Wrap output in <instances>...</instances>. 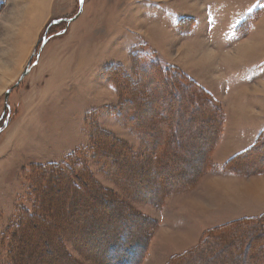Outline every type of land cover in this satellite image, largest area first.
<instances>
[{"label": "rangeland", "instance_id": "rangeland-1", "mask_svg": "<svg viewBox=\"0 0 264 264\" xmlns=\"http://www.w3.org/2000/svg\"><path fill=\"white\" fill-rule=\"evenodd\" d=\"M80 2L0 0V264H264V0Z\"/></svg>", "mask_w": 264, "mask_h": 264}, {"label": "crops", "instance_id": "crops-1", "mask_svg": "<svg viewBox=\"0 0 264 264\" xmlns=\"http://www.w3.org/2000/svg\"><path fill=\"white\" fill-rule=\"evenodd\" d=\"M254 3V2H253ZM205 12H206V18H207V23H208V31H210L212 34H214V36L215 35H217L216 34V31H217V28L219 29L220 28V24H221V20L219 21V16H218V14H219V12H220V5H218V3H214V4H209V5H207V7H205ZM240 12H242V10L240 11ZM208 14V15H207ZM216 18H217V20H216ZM243 17L241 16L240 17V19H242ZM210 19V20H209ZM218 23V24H217ZM238 23V17H237V15H235L234 14V18L231 20V22H230V24L229 25H231L230 27H228V28H230L231 30H233V28H234V25H236ZM241 23V22H240ZM239 23V24H240ZM216 24V25H215ZM221 29V28H220ZM219 29V30H220ZM213 30V31H212ZM215 32V33H214ZM226 33V32H225ZM253 33H251V35H252ZM226 35H229V30H228V34L226 33ZM253 36V35H252ZM221 37H219V39H220ZM245 38V37H244ZM242 39L241 40V42L240 43H235V44H238L237 46H236V48H239L240 49V47L242 46V45H245V44H247V45H249V47H251V48H253L254 46H256L257 44H254L253 45V43L251 42L252 40H254L255 38H252V39H250L249 40V38L248 39ZM249 40V41H248ZM214 41H215V39H214ZM247 41V43H245ZM252 43V45H251V43ZM219 47V49H221L220 48V46H218ZM255 63H257V62H255ZM254 63V64H255ZM258 64V66H254L253 67V70L250 72V74L248 75L249 76V79L252 77L254 80L252 81L253 82V84L254 85H263L264 86V60H262V61H260V62H258L257 63ZM245 87L246 86H249V85H246V84H243ZM264 91V90H263ZM261 99H263V101H264V97H262ZM258 106H262L263 108H264V106L263 105H258ZM237 110H239V108L237 109ZM249 111H250V108H249ZM257 120H255L254 122H256L257 123V125H258V128H259V130H257V132H256V135H259V133L260 132H264V116H258L257 118H256ZM261 134V133H260ZM223 193V191L221 192V191H218V194L219 195H221ZM229 192H227V194H228ZM250 194L251 193H255V191H251V192H249ZM247 194H248V192H247ZM225 201V200H224Z\"/></svg>", "mask_w": 264, "mask_h": 264}, {"label": "bare ground", "instance_id": "bare-ground-1", "mask_svg": "<svg viewBox=\"0 0 264 264\" xmlns=\"http://www.w3.org/2000/svg\"><path fill=\"white\" fill-rule=\"evenodd\" d=\"M45 22V21H44ZM43 22V23H44ZM44 27L45 26H42V27H40V25H39V29L40 28H42L41 30L43 31V29H44ZM41 31V32H42ZM38 34V33H37ZM37 36V35H36ZM34 40H35V37H34ZM33 43H34V41H33ZM33 43L31 42H29L28 43V47H27V49L25 50V53L22 55V57L20 58V61H19V67H18V69L13 73L14 74V76L17 74V72H18V70L19 69H21L20 70V72L21 71H23L24 70V68H25V66L27 65V63H28V61L30 60V57H31V55H32V53H33V50L35 49V45H33ZM30 44H32V45H30ZM32 46H33V48H32ZM29 48H31V49H29ZM30 50V51H29ZM29 51V52H28ZM207 113V112H206ZM202 114V113H201ZM199 115V114H198ZM205 115V114H204ZM200 116V115H199ZM211 116V115H210ZM205 117V116H204ZM206 117H209V115L207 114L206 115ZM204 119V118H203ZM206 119V118H205ZM211 119H213L212 117H211ZM210 120V119H209ZM192 175V174H191ZM250 244V243H249ZM248 244V245H249ZM253 250V249H252ZM245 252V251H244ZM54 255V254H53Z\"/></svg>", "mask_w": 264, "mask_h": 264}, {"label": "trees", "instance_id": "trees-1", "mask_svg": "<svg viewBox=\"0 0 264 264\" xmlns=\"http://www.w3.org/2000/svg\"><path fill=\"white\" fill-rule=\"evenodd\" d=\"M191 93L193 94V95H197L195 92H193V91H191ZM192 94H191V97H192ZM202 94H204V93H202ZM204 96V95H203ZM191 97H189V99L191 98ZM203 100L202 101H204V103L206 104V102H205V100H204V98H202ZM205 107V106H204ZM203 107V108H204ZM208 107H206V109H207ZM209 109L210 110H208L207 111V113L205 112L204 113V110L203 109H201V111L203 110V114H208L209 115V117L207 118L208 120L210 119L212 122H214V123H217V121H218V118L215 116V113H213L212 111H211V108L209 107ZM211 115V116H210ZM211 117L213 118V119H211ZM254 151V150H253ZM240 234V233H239ZM242 234V233H241ZM116 247H118V249L116 250L115 248H114V251L112 252L113 253V255L114 256H117V255H119L121 258L120 259H122L123 258V248L120 246V245H117ZM215 249H218V248H215ZM254 249H256V251L257 252H261L262 250H260L259 248H254ZM250 251H252V248H250ZM264 251V250H263ZM262 251V252H263ZM114 258V257H113ZM109 260H110V258H108ZM184 261V260H183ZM181 263V262H180ZM179 263V264H180Z\"/></svg>", "mask_w": 264, "mask_h": 264}, {"label": "water", "instance_id": "water-1", "mask_svg": "<svg viewBox=\"0 0 264 264\" xmlns=\"http://www.w3.org/2000/svg\"><path fill=\"white\" fill-rule=\"evenodd\" d=\"M83 1H84V0H81V2H80L81 6H83ZM28 72H29V69H27V70L24 72V74H23L22 77L20 78V81H22V80L24 79V77L27 75ZM0 131H1V130H0Z\"/></svg>", "mask_w": 264, "mask_h": 264}]
</instances>
